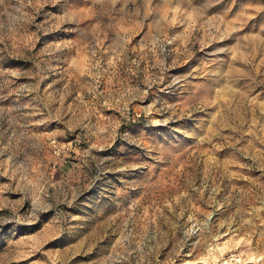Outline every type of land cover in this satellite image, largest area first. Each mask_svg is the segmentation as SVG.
<instances>
[{
  "label": "rangeland",
  "instance_id": "1",
  "mask_svg": "<svg viewBox=\"0 0 264 264\" xmlns=\"http://www.w3.org/2000/svg\"><path fill=\"white\" fill-rule=\"evenodd\" d=\"M0 264H264V0H0Z\"/></svg>",
  "mask_w": 264,
  "mask_h": 264
}]
</instances>
